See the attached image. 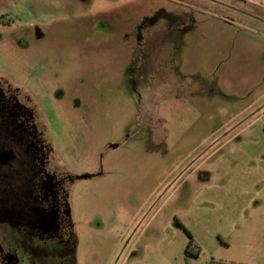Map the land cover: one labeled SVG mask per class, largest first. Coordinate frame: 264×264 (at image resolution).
I'll return each mask as SVG.
<instances>
[{
  "label": "rangeland",
  "instance_id": "obj_1",
  "mask_svg": "<svg viewBox=\"0 0 264 264\" xmlns=\"http://www.w3.org/2000/svg\"><path fill=\"white\" fill-rule=\"evenodd\" d=\"M180 3L186 30L162 21L148 69L170 89L133 91L136 27ZM251 17L264 0H0V75L40 108L74 178L76 264H112L130 220L151 239L118 264H264V23ZM153 113L168 154L136 124Z\"/></svg>",
  "mask_w": 264,
  "mask_h": 264
},
{
  "label": "flooded vegetation",
  "instance_id": "obj_2",
  "mask_svg": "<svg viewBox=\"0 0 264 264\" xmlns=\"http://www.w3.org/2000/svg\"><path fill=\"white\" fill-rule=\"evenodd\" d=\"M178 6L177 11L158 8L136 27L137 46L127 75L133 91L137 92L139 82L152 78L148 69L152 68V51L162 46L161 28H157L162 21L166 22L167 34L175 29L186 30L183 4ZM251 18L264 23L260 17ZM151 80L155 84L161 80L164 92L171 87L165 75ZM184 85V79H180L176 86L178 96ZM263 108L256 107V110ZM153 114L154 118L145 124L140 119L136 124L150 133L145 141L148 151L168 154V119L158 120ZM159 127L161 141L156 139ZM191 175L199 177L195 170ZM73 179L67 165L57 156L40 108L27 93L0 75V264H76L77 237L69 190ZM124 225L130 231L117 233L123 242L119 251L109 256L112 264H118L123 256L132 258L143 254L139 249L130 248L135 236L151 239L146 237V232L139 231V222L130 220ZM185 232L189 236L185 249L187 259L196 258L192 252L198 250L196 240L188 230ZM127 249L129 252L125 255Z\"/></svg>",
  "mask_w": 264,
  "mask_h": 264
},
{
  "label": "trees",
  "instance_id": "obj_3",
  "mask_svg": "<svg viewBox=\"0 0 264 264\" xmlns=\"http://www.w3.org/2000/svg\"><path fill=\"white\" fill-rule=\"evenodd\" d=\"M198 248V250H197V256H199V253H200V249H199V247H197ZM194 254V253H193ZM194 256H196V254H194ZM196 256V257H197Z\"/></svg>",
  "mask_w": 264,
  "mask_h": 264
},
{
  "label": "water",
  "instance_id": "obj_4",
  "mask_svg": "<svg viewBox=\"0 0 264 264\" xmlns=\"http://www.w3.org/2000/svg\"><path fill=\"white\" fill-rule=\"evenodd\" d=\"M86 176H80L79 178H85Z\"/></svg>",
  "mask_w": 264,
  "mask_h": 264
}]
</instances>
